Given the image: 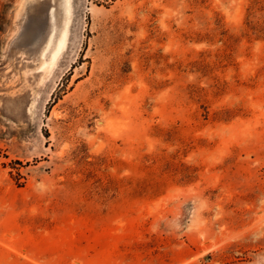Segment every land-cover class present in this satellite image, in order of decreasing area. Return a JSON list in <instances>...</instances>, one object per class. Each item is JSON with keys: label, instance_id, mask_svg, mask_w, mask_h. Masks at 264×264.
<instances>
[{"label": "rangeland", "instance_id": "obj_1", "mask_svg": "<svg viewBox=\"0 0 264 264\" xmlns=\"http://www.w3.org/2000/svg\"><path fill=\"white\" fill-rule=\"evenodd\" d=\"M0 0V264H264V0Z\"/></svg>", "mask_w": 264, "mask_h": 264}, {"label": "bare ground", "instance_id": "obj_2", "mask_svg": "<svg viewBox=\"0 0 264 264\" xmlns=\"http://www.w3.org/2000/svg\"><path fill=\"white\" fill-rule=\"evenodd\" d=\"M64 7H65V13H66V19H65V23H64V29L61 32L59 39L57 41L56 47L50 57V61L51 63H53L56 60V57L58 55V53L61 51V49L63 48L64 44H65V40H66V30L68 28L69 25V21H70V16H71V0H65L64 1Z\"/></svg>", "mask_w": 264, "mask_h": 264}]
</instances>
